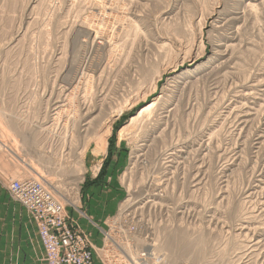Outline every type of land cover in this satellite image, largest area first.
I'll list each match as a JSON object with an SVG mask.
<instances>
[{"label": "rangeland", "instance_id": "1", "mask_svg": "<svg viewBox=\"0 0 264 264\" xmlns=\"http://www.w3.org/2000/svg\"><path fill=\"white\" fill-rule=\"evenodd\" d=\"M261 1L0 0V264L45 263L8 192L22 178L49 188L93 264H264Z\"/></svg>", "mask_w": 264, "mask_h": 264}, {"label": "built area", "instance_id": "2", "mask_svg": "<svg viewBox=\"0 0 264 264\" xmlns=\"http://www.w3.org/2000/svg\"><path fill=\"white\" fill-rule=\"evenodd\" d=\"M8 192L31 213L45 264H93L87 237L69 221L64 207L44 183L32 178L11 179Z\"/></svg>", "mask_w": 264, "mask_h": 264}, {"label": "bare ground", "instance_id": "3", "mask_svg": "<svg viewBox=\"0 0 264 264\" xmlns=\"http://www.w3.org/2000/svg\"><path fill=\"white\" fill-rule=\"evenodd\" d=\"M261 1V0H260ZM262 2V1H261ZM249 6L251 5H253V4H248ZM248 6V7H249ZM255 6V5H254ZM253 7V6H252ZM250 8V7H249ZM250 9H252V8H250ZM254 9V8H253ZM252 9V10H253ZM256 10V9H255ZM234 13V12H233ZM232 14V13H231ZM235 14V13H234ZM253 14V13H252ZM228 15V14H227ZM236 15V14H235ZM238 15V18H240L239 17V13L237 14ZM233 16V15H232ZM227 17V16H226ZM235 19L237 18V17H234ZM229 20V19H228ZM231 20V19H230ZM238 21V20H237ZM226 22H228V21H226ZM233 22V21H232ZM244 24V23H243ZM222 25V24H221ZM240 28V27H239ZM244 29V28H243ZM236 33V32H235ZM235 33H233V35L229 38V41L230 42H227V40H226V42L223 44V46H221V47H223V49L219 52L218 50V54H215L214 52H213V54H215L216 55V57L218 58V60H220L219 61V63H221V64H224V65H226L227 64V62H228V60L230 59V58H232L231 56H232V50H233V47H234V43H232L233 42V40H235V38H236V35H235ZM237 34V33H236ZM95 39V38H94ZM225 39V38H224ZM94 41V40H93ZM223 43V42H222ZM163 45H164V43H162ZM161 44V45H162ZM238 44V43H237ZM160 45V46H161ZM167 44H165L164 46H166ZM221 45V44H220ZM159 46V45H158ZM167 47V46H166ZM166 47H164V48H166ZM161 48V49H160ZM160 48H158V51L159 50H165L164 48H162V47H160ZM220 48V47H219ZM240 49V48H239ZM162 50V51H163ZM160 52V51H159ZM216 52V51H215ZM217 53V52H216ZM215 55L213 56V55H211L206 61L204 60V62H202L201 61V63H197L194 67H195V69L194 70H196L197 68H200L201 67V69L203 70V67H206L207 69H211V67H207L213 60H215ZM63 56V55H62ZM239 58V57H238ZM231 61V60H230ZM218 62V61H217ZM234 62V61H233ZM240 65V64H239ZM222 66V65H221ZM193 67V68H194ZM225 67V66H224ZM206 68H204V69H206ZM174 69V68H173ZM186 69V68H185ZM187 70V69H186ZM188 70H189V68H188ZM191 70H193V69H191ZM200 70V69H199ZM198 70V71H199ZM182 71V70H181ZM197 71V70H196ZM196 71H195V74H196ZM204 71V70H203ZM207 71V70H206ZM156 72V71H155ZM174 72V71H173ZM191 72V71H190ZM193 73H194V71H192ZM176 74V73H175ZM181 74V73H180ZM188 74V73H187ZM178 75V74H177ZM176 75V76H177ZM182 75V74H181ZM183 75H185L184 73H183ZM198 75V74H197ZM174 76V75H173ZM180 76V75H179ZM185 76H187V75H185ZM189 76V75H188ZM174 78V77H173ZM176 78V77H175ZM158 79V78H157ZM171 79V78H170ZM178 79V78H177ZM188 79V78H187ZM174 80V79H173ZM183 80H184V78H183ZM178 81H181V80H178ZM177 81V82H178ZM182 82V81H181ZM153 86H155V85H153ZM257 86H259L260 87V93L261 94H263L264 95V84H260V85H257ZM255 87H256V85L255 84H253V82H250L249 84H247V86H245L244 87V89H243V91H242V94L240 93L239 95H241V99L242 100H247L253 93H252V91H253V89H255ZM259 89V88H258ZM73 91V90H72ZM71 92L68 90L67 92H65V94H66V96L65 97H67L69 94H70ZM165 93V92H164ZM161 94L160 96H158V98H156L155 100H152V101H150L149 103H147L144 107H142L141 109H139V111L137 112V114L136 115H134V116H132V117H130V119H129V125H130V123L132 124L133 122H135L136 121V119H138V117L139 116H141V115H144L145 113H147L150 109H152L154 106H155V104H156V102H158L160 99H162V97L163 96H165V94ZM238 94V93H237ZM235 96V95H234ZM166 97V96H165ZM238 97H240V96H238ZM252 97V96H251ZM263 97V96H262ZM165 99V98H164ZM170 100H168V101H166V103H164V106L162 107V114L164 113V112H168V109L167 108H170L169 106L172 104L170 101H171V98H169ZM231 99V98H230ZM163 100V99H162ZM255 100V99H254ZM101 101V100H100ZM236 101V100H235ZM238 101V100H237ZM260 101H262V100H260ZM60 102V101H59ZM59 102L57 103V104H59ZM159 103V102H158ZM56 104V103H55ZM55 105V106H51V107H54V111H55V108L57 109V108H59V107H61L60 105L62 104V103H60V105ZM28 105V104H27ZM186 106V105H185ZM208 107V106H207ZM64 108V107H63ZM62 108V109H63ZM251 108V107H250ZM58 110V109H57ZM93 110V109H92ZM59 111V110H58ZM57 111V112H58ZM56 112V113H57ZM88 112V111H87ZM247 112V111H246ZM85 113V112H84ZM89 113V112H88ZM152 113V112H151ZM244 113V112H243ZM167 114V113H166ZM247 114H249V112H247V113H244L243 115H242V117H244L245 118V116L247 115ZM85 116L87 115V114H84ZM92 114L90 113V116H91ZM152 115V114H151ZM241 115V114H240ZM89 116V115H88ZM88 116H86L84 119H83V121H85L84 122V124H89L90 122H92V124H93V120H94V118L91 116V119H93L92 121H91V119H90V117H88ZM145 116V115H144ZM154 117V116H153ZM239 117V116H238ZM154 118H157L158 120L160 119L159 117H154ZM151 119V118H150ZM240 119V118H239ZM20 120V119H19ZM149 120V119H148ZM147 120V121H148ZM9 121V120H8ZM144 121H145V119H144ZM160 121V120H159ZM245 121V120H244ZM146 122V121H145ZM243 122V121H242ZM264 122V121H263ZM83 123V122H82ZM148 123V122H147ZM147 123H146V126L145 127H149V125H147ZM160 123V122H159ZM239 123H241V122H239ZM245 123V122H244ZM91 124V123H90ZM56 125V124H55ZM155 125H156V123H155ZM88 126V125H87ZM152 126V125H151ZM160 126V125H159ZM92 127V126H91ZM159 128V127H158ZM147 130V129H146ZM151 130V129H150ZM156 130V129H155ZM160 130V129H159ZM64 131V130H63ZM152 132H153V129L151 130ZM151 133V132H150ZM153 133H155V132H153ZM152 135V134H151ZM148 137V136H147ZM196 137V136H195ZM257 139H258V141L256 142L257 144L258 143H260V142H262L261 140V135H259L258 137H256ZM75 139V138H74ZM100 139V138H99ZM104 139V138H103ZM102 139V140H103ZM259 140H260V142H259ZM2 143V142H1ZM104 143V142H103ZM261 144V143H260ZM103 145V144H102ZM169 150V149H168ZM171 150V149H170ZM168 151V154H169V152H171V151ZM173 150V149H172ZM175 150V149H174ZM173 150V151H174ZM11 151V150H10ZM70 151V150H69ZM172 151V152H173ZM13 153H16L15 151H12ZM18 152V151H17ZM73 153V152H72ZM17 154V153H16ZM144 154V153H143ZM13 155V154H12ZM170 155V154H169ZM171 156V155H170ZM14 158V157H13ZM8 159V158H7ZM5 160V159H4ZM9 161V160H8ZM3 163V162H2ZM171 163V162H170ZM82 164V163H81ZM27 165V164H26ZM9 166V165H8ZM11 166H13V165H11ZM15 166V165H14ZM14 166H13V168L12 169H15L14 168ZM11 168V167H10ZM9 168V169H10ZM16 168H17V165H16ZM33 169V167L32 166H30L29 165V169ZM59 169H60V167H59ZM63 169V168H62ZM69 169H71V168H69ZM166 169V168H165ZM15 170H17V169H15ZM21 170V169H20ZM25 171V170H24ZM28 172V171H27ZM11 173V172H10ZM8 174V173H7ZM263 174V173H262ZM19 177V176H18ZM50 177V176H49ZM262 182V181H261ZM63 184H64V182H63ZM59 185V184H58ZM62 185H60V186H55L56 188H58V189H61L60 187H61ZM263 188V187H262ZM58 189H56L57 191H58ZM77 189V188H76ZM62 190V189H61ZM61 190H60V192H61ZM59 192V193H60ZM61 194V193H60ZM74 195V194H73ZM59 196V195H58ZM76 202H77V199H76ZM233 217V216H232ZM237 219V218H236ZM243 221H241L240 222V224L239 225H243ZM245 227H242V228H239V231L242 233L243 232V230H245L244 229ZM250 229V228H249ZM262 232V231H261ZM246 234V233H245ZM254 234V233H253ZM190 237V236H189ZM185 239V238H184ZM184 239H182L183 240V242L180 244L181 245V247L179 246V244H178V248L180 247V249L182 248V247H184V246H186V245H184L185 243H184ZM173 240H174V238H173ZM201 240V239H200ZM177 240H175L174 242L175 243H177L176 242ZM188 241V240H187ZM186 241V242H187ZM193 241V240H192ZM172 242V243H171ZM179 242V241H178ZM191 242V241H190ZM189 242V243H190ZM194 242H197V241H194ZM227 242V241H226ZM257 242V241H256ZM188 243V242H187ZM198 243H199V241H198ZM173 244V241H171V240H169L166 244H164L163 246H160L159 247V249H157V256H159V254L160 253H162L163 255H165V254H169V251L171 252L172 250V245ZM192 244H194L193 242H192ZM200 244V243H199ZM227 244V243H226ZM176 245V244H175ZM191 245V243L188 245V246H190ZM194 245H196V244H194ZM230 245V244H229ZM177 246V245H176ZM175 246V247H176ZM188 246H186V247H188ZM193 246V245H192ZM202 246V245H201ZM200 246V247H201ZM254 246H256L255 245V243H254V245L253 246H251L250 248H254ZM186 247H184L183 249L184 250H186L185 248ZM196 247V246H195ZM194 247V248H195ZM200 247L198 248V249H200ZM228 247V246H227ZM236 247V246H235ZM256 248V247H255ZM182 249V250H183ZM196 249V248H195ZM203 249V248H202ZM121 250V249H120ZM190 250V249H189ZM205 250V249H204ZM236 250V249H235ZM180 250H178V252H179ZM197 251H199V250H196V253H197ZM227 251H228V249H227ZM174 252V251H173ZM177 252V250H176V253L177 254H179ZM184 252H187V251H184ZM194 252V251H193ZM203 253H204V251H203ZM210 253V252H209ZM224 253V252H223ZM188 254V253H187ZM197 254H199V253H197ZM202 254V253H201ZM221 254H222V251H221ZM238 254V253H237ZM161 255V254H160ZM170 255V254H169ZM182 255V254H181ZM184 255V254H183ZM192 255V254H191ZM186 256V255H185ZM193 257V256H192ZM201 257H203L202 255H201ZM232 257V256H231ZM200 258V257H199ZM223 258V257H222ZM230 258V257H229ZM159 258L158 257H156L155 258V262H154V264H162L161 263V260H158ZM238 259V258H237ZM192 260V259H191ZM236 261V260H235ZM166 262V261H165ZM227 262V261H226ZM225 262V263H226ZM199 263V262H198Z\"/></svg>", "mask_w": 264, "mask_h": 264}, {"label": "crops", "instance_id": "4", "mask_svg": "<svg viewBox=\"0 0 264 264\" xmlns=\"http://www.w3.org/2000/svg\"><path fill=\"white\" fill-rule=\"evenodd\" d=\"M7 195H8V192H7ZM9 196V195H8ZM10 198V197H9ZM33 221V220H32ZM31 223V227H30V229H29V227L27 228V230H29L30 231V235H29V237H30V240H31V242H32V244L34 245V246H36L37 247V249H36V247L33 249V250H30V255H29V257H34V258H39V256L40 255H42V246L40 245V242H39V240H38V236H37V233H36V226H35V224H34V222L32 223V222H30ZM28 256V255H27ZM28 257V258H29ZM28 261H29V259L27 260V263L26 264H30V263H28ZM38 264H43V263H38ZM45 264V263H44Z\"/></svg>", "mask_w": 264, "mask_h": 264}]
</instances>
